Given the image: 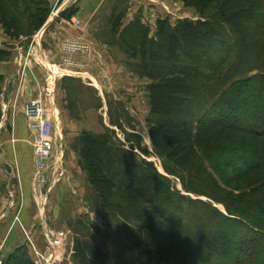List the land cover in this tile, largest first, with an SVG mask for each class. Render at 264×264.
Instances as JSON below:
<instances>
[{
	"label": "trees",
	"instance_id": "1",
	"mask_svg": "<svg viewBox=\"0 0 264 264\" xmlns=\"http://www.w3.org/2000/svg\"><path fill=\"white\" fill-rule=\"evenodd\" d=\"M182 1L199 19L160 20L154 37L141 23L127 26L117 40L132 58H140L136 73L151 79L153 152L137 146L146 156H159L169 175L185 172L196 156L197 123L199 142L218 145L213 158L219 168L212 166L231 190L219 187L225 212L202 199L196 204L204 213L184 210L175 197L186 198L170 192L152 163L142 160L147 173H141L119 158L112 137L84 133L88 180L103 207L113 209L111 218L127 219L119 207L137 200L150 215L134 218L141 226L125 231L129 245L122 251L77 239L75 264H264V0ZM20 8L32 32L47 23L52 9L49 0H0V24L12 39L21 31ZM78 13L71 6L59 18L71 21ZM121 18L114 16L113 32L121 29ZM9 58L1 48L0 62ZM3 80L0 75V93ZM183 185L189 193L202 194L191 179ZM24 246L3 264H33Z\"/></svg>",
	"mask_w": 264,
	"mask_h": 264
},
{
	"label": "rangeland",
	"instance_id": "2",
	"mask_svg": "<svg viewBox=\"0 0 264 264\" xmlns=\"http://www.w3.org/2000/svg\"><path fill=\"white\" fill-rule=\"evenodd\" d=\"M64 1L65 0H60L57 7L51 9L50 17L53 16V12H57V8ZM77 1L78 0H74L73 4L71 5L75 6ZM164 1L168 2V0ZM147 4L144 3L142 6L138 5L139 7L137 12L140 14L137 13L134 20L129 24H126V26L132 27L133 25L135 27L139 23L143 24V14H141V11L145 13L143 16L144 19H146V15L148 16V12H150L149 10H152L153 7ZM130 8V0H122V6L117 13H120L122 14V17H125V12ZM108 10L109 7L107 8V11ZM18 11L19 12L16 11V17L20 19L19 22L20 25H22L21 31L17 32V38L11 39L17 40V45H20L21 47L17 54H15L16 57L14 58L13 63H16V65H22V76L24 72H28L32 69L33 71L37 70L39 75H41L42 84L38 85L34 82V96L35 98L38 97L42 100L43 98H46L43 100L46 109V115L52 121L56 122L55 128L58 136V153L56 156L57 160L60 161V174L58 181L50 188L47 197V205L44 212L47 211L48 219H50L48 224H51L50 226H52L53 229L51 230V228L48 226L47 228L50 229V231H53V234L59 238L58 249L60 264H75L74 251L77 239L94 243L99 247L111 248L114 246L115 251H122L123 248H126L127 245H129V242L124 240L125 231L128 230L132 232L136 227L141 226L140 223L134 221V218H147L150 215L148 206L142 201L137 200L135 205L123 203L124 206L119 207L118 211L123 213V215H128L127 219L118 217L117 221H115L114 218H111L110 211L113 209L109 210L108 208L103 207L102 201L88 180L89 172L87 170V151L85 150L84 146V133H89L94 136L104 135L112 137L111 142L114 150L119 153V158L136 165L139 172L141 173H147L142 165V160L152 163L157 169L158 173L166 177L167 183L170 187V192L186 198L182 200L179 199V197H175L176 205H179V207L181 206V208H184V210L188 209L192 212L204 213V207H201L198 203L196 204V200L202 199L204 202L212 204L215 209L217 208L225 212V206L222 203H219V198H222V192L219 190V187L225 188L226 192H230L231 190L224 187L219 178V173L216 172L212 166V164H214L219 168L217 159L213 158V153L215 152V149L218 145H216L217 143L212 140H204L201 141V143L199 142L197 136V123L194 125L196 156L185 172H180L177 175H169L164 170L163 160L159 156H157L155 153L146 156L138 148L137 145L139 144L142 147H147L151 152H153V146L149 134V119L151 117L150 101L148 102V106L147 102L143 101L142 95L135 96L132 94L131 90H142L144 91L146 98L148 97L149 99L148 87L151 84V79L139 76V74H137L133 68L136 66V61L140 59L139 57H137L138 60L132 58V54H128V52H126L128 50L122 46L121 42L117 41L115 37L111 38L112 36H110V39L114 41L112 43L114 45V53L111 55V64L116 65L118 70L110 71L112 73L110 74L108 69L103 67L104 71L108 72V76L115 77L116 73L127 76V79H121L120 82L122 83V87L117 88V84H115L113 81L111 83L108 81L110 77H105L106 89L110 91L114 90L113 97H115L117 100L116 101L114 99L108 101L109 122L108 118L102 116V113L98 110V108L97 110L94 107L89 108V106L93 105V100L96 101L97 105L99 104L98 98L101 97L100 91L98 90L99 87L96 88L93 86H85L82 85L80 81L68 79L66 76H57L53 86V97L50 98L46 95L45 89L47 78L51 71L55 69L53 67L61 69L58 68V65H62V63L61 61H59V63L55 60L53 61V64L55 65H51L46 59V61L42 59L39 51L36 49L35 41L39 32L41 35H39L37 39L40 41L41 37L43 36V28L45 25L38 32H32V30L29 28L30 24L29 20L27 19V14L22 13V8L18 9ZM11 12L14 13V9H12ZM169 13L175 17V23L184 19H199V14L197 11L194 8L185 6L182 0L170 2ZM150 17L152 16L150 15ZM75 18L79 20L76 16ZM106 18L107 13L105 12L101 23L103 22L104 26H110L112 28L113 21H111L109 24V20ZM58 23H60V21L55 22L51 28L46 31L45 36H48L51 32H54L55 29H57L56 27L58 26ZM81 24L82 23L80 20L79 22L77 21L75 23L71 21L70 25L67 26L68 28L69 26L80 27ZM144 26L150 29V26ZM2 31L5 33L3 26L0 24L1 35ZM0 46L2 49L9 51L10 56H12V50L15 45L5 44L0 40ZM10 59L11 58H9L7 61H10ZM39 68H43V70H40ZM98 74L101 75V73ZM135 78H137L141 84L135 83ZM83 81L88 82V80ZM110 94L112 95L111 92ZM118 100L123 102H119ZM128 105L136 111L131 112L133 115L132 122H129V120L125 121L123 118V110L125 106ZM91 108H93V115L91 114L88 116L87 111ZM54 109L57 112V116L54 115ZM66 113L67 115H65ZM117 115L118 117L122 118L123 121H125V123L120 121L123 126L120 125L121 123L119 120L121 119L118 118ZM116 119L118 120L116 121ZM91 120L93 123H91ZM86 121H90V123L88 124ZM84 127H88L91 130H86ZM133 136L136 137L134 138ZM4 157L7 158L6 156ZM187 179H191L192 185L197 187L202 193L200 196L187 192L183 185V180L186 181ZM236 195H239V193H236ZM61 196L63 199L60 198ZM154 239H158V237ZM45 243L46 241L44 240L42 234L39 244L40 246L45 247ZM18 252V257L23 259L25 251L21 248L18 250ZM25 264H28V262Z\"/></svg>",
	"mask_w": 264,
	"mask_h": 264
},
{
	"label": "crops",
	"instance_id": "3",
	"mask_svg": "<svg viewBox=\"0 0 264 264\" xmlns=\"http://www.w3.org/2000/svg\"><path fill=\"white\" fill-rule=\"evenodd\" d=\"M73 1L65 0L59 5L57 12H53V16L49 18L43 28L44 32L40 41L36 38V49L42 59H46L51 65H55L53 64L55 60L62 63L61 47L65 42H85L91 45L89 55L80 57L75 65L68 67L58 65V68L69 72L65 75L68 79L80 81L85 86L99 87L98 90L101 95L98 98L99 104L97 105L96 101L93 100V105L89 106V108L94 107L96 110L98 108L102 116L108 118L110 122L108 101L116 100V98L113 97L114 90L106 89L105 77L108 76V72H105L103 67L107 68L109 72L118 70L116 65L111 64V55L114 53V45L112 43L114 41L110 39V36L119 40L121 31L127 27L126 24H129L136 17L138 7L148 3L147 5L153 6L152 10H149L150 12H148V16L146 15V19L143 16L145 13L141 11V14H143L142 20L144 25L150 26V36L154 37L160 20L167 19L172 24L175 23V17L169 13L170 2L175 0H168V2L164 0H130L131 8L126 12L124 11L125 17L120 20L122 30L120 29L118 32H113L110 26H104L101 20L106 12L110 24L114 16L120 14L117 12L122 6V0H78L75 6L79 8V13L76 17L82 24L80 27L69 26L68 28L67 25H70L71 21L61 19L59 15L55 14H60L63 10L73 6L71 5ZM59 2L60 0H49L52 9L56 8ZM108 7L109 10L107 11ZM57 21H60L56 27L57 29L45 36L46 31ZM0 40L5 44L15 45L10 61L0 62V75L4 77L0 93V250L5 258L17 248L25 245L24 230L40 241L43 234V226H48L51 230L53 228L50 226L51 224H48L50 219H48L47 211L44 212L40 205L42 193H39L40 196H38L33 192L34 159L32 141L34 135L29 129L30 121L24 114L26 105L33 99L38 98L34 96L35 89L33 87L34 82L38 85L42 84L41 75H39L37 70L33 71L32 69L24 72L22 76V65L13 63L16 57L15 54L20 50L21 46L17 45V40H12L3 31L2 35L0 34ZM53 68L57 69L56 67ZM39 69L43 70V68ZM98 73H101V75ZM110 74L112 73L110 72ZM115 75V77L108 76L110 77L108 81L110 83L113 81L117 84V88H120L122 87L120 80L127 79V76L116 73ZM83 80H88V82ZM134 82L140 83L137 78L134 79ZM131 90L135 96L142 95L143 101L147 102L149 106V99L148 97L146 98L144 91ZM91 109L87 111L88 116L93 115V108ZM131 112L136 111L129 105L125 106L123 110L125 121L129 120V122H132L133 115ZM120 119L119 122L123 121L122 118ZM86 122L90 123V121ZM91 123H93L92 120ZM120 125L123 126L122 123ZM85 129L91 130L88 127ZM60 198L63 199L62 196ZM17 217L19 221L16 220Z\"/></svg>",
	"mask_w": 264,
	"mask_h": 264
},
{
	"label": "built area",
	"instance_id": "4",
	"mask_svg": "<svg viewBox=\"0 0 264 264\" xmlns=\"http://www.w3.org/2000/svg\"><path fill=\"white\" fill-rule=\"evenodd\" d=\"M73 23L79 22L75 17L71 20ZM40 32L37 34L39 37ZM91 48L89 44L82 42H65L61 47L62 53V65L65 67L73 66L77 63L81 56L89 55ZM54 70V69H53ZM51 71L47 78L46 84V95L50 98L53 97L54 93V82L57 76H65L68 74L67 70L58 69L65 73H55ZM54 115L57 116V112L54 109ZM25 116L29 119V127L34 133L32 142L33 155L35 161L34 169V194L39 195L42 193L41 207L45 210L47 205V197L52 185L58 181L60 174V161L57 160V131L56 122L52 121L46 115V109L44 102L41 98H36L30 101L25 108ZM19 221V218H16ZM43 224H45L43 222ZM26 245L33 264H60V256L58 249L59 238L53 234L47 227L43 226V238L46 241V246L42 247L39 241L35 237L24 230ZM4 257L0 250V264H3Z\"/></svg>",
	"mask_w": 264,
	"mask_h": 264
},
{
	"label": "bare ground",
	"instance_id": "5",
	"mask_svg": "<svg viewBox=\"0 0 264 264\" xmlns=\"http://www.w3.org/2000/svg\"><path fill=\"white\" fill-rule=\"evenodd\" d=\"M53 71H54L55 73H56L57 71H58L59 73H61V72H62V73H65V72H63V71H59L58 69H54Z\"/></svg>",
	"mask_w": 264,
	"mask_h": 264
},
{
	"label": "water",
	"instance_id": "6",
	"mask_svg": "<svg viewBox=\"0 0 264 264\" xmlns=\"http://www.w3.org/2000/svg\"><path fill=\"white\" fill-rule=\"evenodd\" d=\"M56 15H59L58 13Z\"/></svg>",
	"mask_w": 264,
	"mask_h": 264
}]
</instances>
